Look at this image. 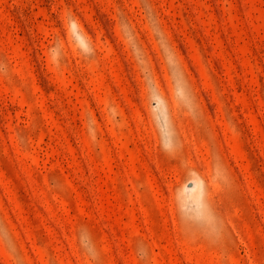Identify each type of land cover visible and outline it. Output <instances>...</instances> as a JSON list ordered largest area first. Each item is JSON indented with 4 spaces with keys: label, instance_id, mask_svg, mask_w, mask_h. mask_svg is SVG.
I'll list each match as a JSON object with an SVG mask.
<instances>
[{
    "label": "rangeland",
    "instance_id": "374dc122",
    "mask_svg": "<svg viewBox=\"0 0 264 264\" xmlns=\"http://www.w3.org/2000/svg\"><path fill=\"white\" fill-rule=\"evenodd\" d=\"M0 264H264V0H0Z\"/></svg>",
    "mask_w": 264,
    "mask_h": 264
}]
</instances>
